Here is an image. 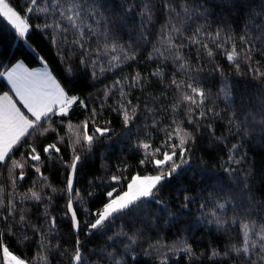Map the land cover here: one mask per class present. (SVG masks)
<instances>
[{
	"label": "snow or ice",
	"instance_id": "snow-or-ice-1",
	"mask_svg": "<svg viewBox=\"0 0 264 264\" xmlns=\"http://www.w3.org/2000/svg\"><path fill=\"white\" fill-rule=\"evenodd\" d=\"M206 3L141 0L137 5L132 0H118L117 6L110 0H26L21 14L9 0H0V17L19 38L26 39L32 30L50 38L69 81L76 76L75 68L97 81L109 72L139 62L140 50L131 34L125 32L136 7L141 21L139 40L151 46L147 60L155 62L148 75L135 71L105 84L96 98L98 104L90 97L72 94L45 61L40 69H29L18 62L0 71V78L10 86L0 95V175L7 173V185L0 182V264H51L49 254L53 251L56 256L66 257L68 264H96L86 254L80 238L95 234L112 242L103 251L109 264H127L124 255L134 252L146 234L160 228L161 221L169 226L180 223L161 191L166 182L194 171V148L205 130L210 139L226 142V137L216 135L215 127L217 120L225 119L229 135L237 138L221 165L230 183L223 185L217 180L208 196L199 197L203 202L198 205L196 227L214 228L230 241L235 234L237 242L223 249L210 246L206 254L197 253L186 237L173 245L158 238L148 247L167 249L160 264H169L168 252L185 253L190 264L199 259L218 264H264V198L257 199L254 193L255 176L242 168L246 153L241 151L250 138L264 139V4L259 16L250 13L254 24H247L237 37L226 24L210 26ZM223 3L232 6L230 0ZM158 9L163 22L159 38L153 43L149 39L150 26L155 25ZM33 16L40 22L32 23ZM125 34L130 37L128 41L124 40ZM218 56H223L237 74L251 77L257 87L255 99L236 106L232 82L217 63ZM210 65L211 72L221 77L215 92L212 84L205 82ZM169 66L171 71L166 76L164 70ZM152 77L158 81L159 95L147 92ZM137 89L143 95L136 96L134 102L131 97ZM110 98L114 104L109 103ZM220 102H224L223 108ZM73 107L84 110V119L76 123L68 119ZM106 108L116 113L122 124L121 141L129 142L141 156L139 165L150 166L152 171L129 178L125 174L127 165L117 166L111 175L98 178L99 184L90 181L92 186L83 194L76 185L85 162L116 136L112 120L106 118ZM51 134V142L38 144V138ZM65 148L71 152L70 161L64 158ZM46 160L67 169L66 182L59 191L66 198L63 217L70 221L75 234L71 249L53 243L60 224L49 208L58 190L42 172ZM29 170L36 174V180L27 191L20 192ZM105 183L111 187L104 192V202L95 209L88 207L97 187ZM187 192L177 208L190 210L196 203L197 197ZM29 204L44 207L43 224L32 222ZM125 221L135 231H124ZM117 223L121 224L119 231ZM17 232L22 233L18 237L21 243L40 237L32 258L16 254L6 243ZM100 264L105 260L100 259Z\"/></svg>",
	"mask_w": 264,
	"mask_h": 264
},
{
	"label": "trees",
	"instance_id": "trees-1",
	"mask_svg": "<svg viewBox=\"0 0 264 264\" xmlns=\"http://www.w3.org/2000/svg\"><path fill=\"white\" fill-rule=\"evenodd\" d=\"M10 4L23 14L26 0H9ZM111 3L117 4L118 0H110ZM133 3L139 4L141 0H132ZM158 2V0H157ZM264 0H230V5L225 6L223 0H207L206 7L209 10V24L212 28L218 26L222 27L228 25L234 34L239 37L242 30H245L247 24H254L253 16H259L261 5ZM117 10L119 8L117 7ZM250 13L253 16H250ZM40 21L36 16L32 17V23H39ZM163 22V16L157 10V18L154 27L150 26L152 36L149 39L156 43L158 40V32ZM139 7L134 9L133 14H130V22L125 29L126 33L131 34V40L136 42V46L140 50L141 59L138 63L125 65L123 69H117L114 72H109L101 80L93 81L90 76L85 75L81 69L75 68L76 76L70 81L67 79L64 72L65 65L61 63L58 55L57 47L50 42V38L43 33L32 30L26 39L19 38L14 29L11 28L7 22L0 17V71L10 68L16 62H23L29 68H36L43 65L42 61L47 62L49 70L61 81L66 87L72 90V94L79 95L83 98H92L93 102L98 104L99 100L96 99L101 93L100 90L105 84H111L113 80L119 79L124 75H131L135 71H140L143 75H148L149 72L154 70L155 62L147 60V53L151 51V46L139 40L138 34L140 28ZM129 35H124V40H129ZM195 59V53H193ZM217 63L223 67L225 75L233 85V98L238 107L240 102L247 103L249 100L255 99L257 87L253 86L254 81L250 76L239 75L235 69L228 64L223 56L217 57ZM211 65L209 70L204 74L206 76V83L212 84L213 92L217 91L221 85V77L218 73L211 72ZM165 75L171 71V67L165 68ZM152 83L147 86V92L154 95H159L160 87L155 77H152ZM9 91L6 82L0 78V95L3 92ZM143 95L138 89L132 94V99L135 102V97ZM238 102V103H237ZM110 104H114L113 99H109ZM220 107H224V102H220ZM106 118L112 120V127L116 131V136L110 144H105L97 150L93 158L85 162L84 167L79 173L78 187L83 194H86L90 185V181L100 183L98 178L106 177L116 171L117 166L124 167L127 165V172L125 173L129 178L136 174H146L151 172L152 169L141 167L139 165L140 154L132 148L129 142H122L121 136L124 131L122 124L116 113L110 112L106 108ZM85 113L83 109L73 107L71 119L74 123L84 119ZM216 135L226 137L225 143H218L214 139H210L209 134L205 130L198 138V142L194 148V171L186 172L185 174L166 182L161 191L162 198L168 203L171 211L177 214L180 223L175 226H169L160 222V228L152 233H148L142 238L135 246V251L124 255V260L127 264H160V258L167 252V249L161 248L159 251L156 249H149L150 243H155L159 238L167 245H173L181 239L187 238L188 243L192 245L197 253H207L210 246H216L221 249L226 248L229 243H236L235 234L231 241L221 233H217L214 228L196 227L197 216H199V203L203 202L199 199L200 196H208L209 192L216 187V181L219 180L223 185H229L227 174L221 167L228 158V149L231 144L236 142L237 138L230 136L227 130V120H217ZM51 134L48 137L38 138V144L43 145L51 142ZM246 153V159L242 163L243 169H249L254 173L255 179L252 181L254 185V193L257 199L264 198V139L259 136L250 138L241 149ZM64 158L71 159V152L67 148L64 150ZM17 158L19 154L17 153ZM203 169V171H200ZM42 172L48 176L50 183L53 187L57 188L58 192L54 197V202L49 208L52 215H55L59 221L60 228L56 236L53 237V243L59 242L62 247L71 249L75 243V234L71 231L70 221L63 217L65 211L66 198L59 190L63 189L66 182L67 169L63 168L59 163H52L45 161V166ZM36 180V174L29 170L26 180L21 183L18 191L25 192ZM0 182L7 185V173L4 172L0 175ZM39 187V184H37ZM111 187L109 184H102L96 189V195L91 197L87 206L90 208H97L104 202V192ZM194 188V191L187 192L188 189ZM50 192V189H46ZM187 192L188 195L197 197L196 203L191 205L190 210L177 208L176 205L182 203L181 197ZM31 207L28 215L31 217L33 223L43 224L44 207L37 206ZM80 207V205H77ZM231 215V213H229ZM121 224L117 223L116 231H119ZM123 229L131 233L135 228L129 222H123ZM111 234V233H109ZM22 233L17 232L14 237H8L6 243L18 255L22 257L32 258L38 249L40 237L34 236L27 242L21 243L18 237ZM29 236H32L29 232ZM84 242L86 254L90 255L96 264H100V259L105 260V264H109L107 258L103 256V251L106 246L112 242L107 240V237L100 234H95L91 237L84 235L80 236ZM123 239V238H119ZM120 248L119 245H117ZM148 250L147 253L145 250ZM122 252V248H120ZM136 259L133 260L132 256ZM169 264H190L187 255L183 252H168ZM51 264H68L66 257L56 256L55 251L49 254ZM195 264H218L216 261H209L207 259H199Z\"/></svg>",
	"mask_w": 264,
	"mask_h": 264
},
{
	"label": "crops",
	"instance_id": "crops-1",
	"mask_svg": "<svg viewBox=\"0 0 264 264\" xmlns=\"http://www.w3.org/2000/svg\"><path fill=\"white\" fill-rule=\"evenodd\" d=\"M16 63H18V62H16ZM16 63H15V64H16ZM21 63H23V62H21ZM15 64H14V65H15ZM23 64H24V63H23ZM14 65H13V66H14ZM24 65H25L27 68H29V67H28L26 64H24ZM11 67H12V66H11ZM42 67H43V65H42V66H40V67H36V68H29V69H40V68H42ZM3 80H4V79H3ZM4 81L6 82V80H4ZM6 84H7V82H6ZM8 87L10 88V86H8ZM10 94H11V93H10Z\"/></svg>",
	"mask_w": 264,
	"mask_h": 264
},
{
	"label": "bare ground",
	"instance_id": "bare-ground-1",
	"mask_svg": "<svg viewBox=\"0 0 264 264\" xmlns=\"http://www.w3.org/2000/svg\"><path fill=\"white\" fill-rule=\"evenodd\" d=\"M238 103V102H237Z\"/></svg>",
	"mask_w": 264,
	"mask_h": 264
}]
</instances>
